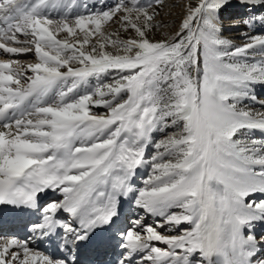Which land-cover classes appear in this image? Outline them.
I'll return each mask as SVG.
<instances>
[{"label":"snow or ice","instance_id":"1","mask_svg":"<svg viewBox=\"0 0 264 264\" xmlns=\"http://www.w3.org/2000/svg\"><path fill=\"white\" fill-rule=\"evenodd\" d=\"M236 2L264 26V0ZM96 3L0 0V53L35 57L0 60V222L29 232L0 233V264H79L114 240L113 264H264V34L222 36L232 0H190L160 40L164 0ZM128 197L156 224L127 220Z\"/></svg>","mask_w":264,"mask_h":264},{"label":"rangeland","instance_id":"2","mask_svg":"<svg viewBox=\"0 0 264 264\" xmlns=\"http://www.w3.org/2000/svg\"><path fill=\"white\" fill-rule=\"evenodd\" d=\"M189 0H164L163 6L160 8V15L156 17L157 22H162L165 27L154 30L150 35L155 40L165 38L166 35H172L178 30L180 23L187 11V2ZM236 0H232L229 7L225 8L221 13V21L223 24L222 36L228 40H231L234 45H243L247 42V35L264 34V26L256 24L253 28H249L244 20L252 15V12L245 9L244 7H238L234 5ZM80 3H87L89 9L95 4V10L99 11L102 4L96 3V0H79ZM103 3L114 4L115 0H103ZM80 12L86 13V9L81 7ZM257 12L259 9L256 10ZM111 30V29H110ZM256 95L264 100V86L257 85L255 87ZM249 106L256 107L259 109V105L249 104ZM97 112H103V109H94ZM173 131L172 129L168 130ZM163 136V133H154L153 139H159ZM154 149L149 147L146 152V157L149 156ZM142 176L140 178V187L143 186L142 181L150 174V169L147 167L139 168Z\"/></svg>","mask_w":264,"mask_h":264},{"label":"bare ground","instance_id":"3","mask_svg":"<svg viewBox=\"0 0 264 264\" xmlns=\"http://www.w3.org/2000/svg\"><path fill=\"white\" fill-rule=\"evenodd\" d=\"M190 0L187 2V5L189 4ZM192 3H195V0H191ZM234 5L241 7L236 1L234 2ZM6 59H16L21 62V64H27V63H34L35 57L32 54H26V55H19V56H12L11 54H2L0 53V60H6ZM142 176V173L140 172V169H137V175L133 178L134 179V186L139 188L140 185V178ZM61 197L59 195L53 196L52 192L49 191L46 194H44V201L47 202L51 199H60ZM131 200V197L125 198L123 203V215L127 220H135L138 215H144L145 219L144 222L146 224H152L155 225L157 220L159 218L153 217L150 215H145L142 210L137 209L133 204L129 203ZM67 213H63L62 215L58 213V217L63 219L64 217H67ZM124 227H128L129 225L124 222ZM159 230V229H158ZM22 231H25V228L22 226H16L11 228H6L3 226H0V233H2L4 236H15L20 239H26L29 237V234L24 235L22 234ZM163 231V230H161ZM257 238L259 239L261 234H264V228L257 227L256 229ZM164 234H175V233H167ZM118 240L112 241L111 245L106 250L101 251H95L93 247H85L86 252L92 257L90 258V261L88 262H81L79 264H113V261L117 259L119 256V253L122 251V249L117 248L116 244L118 243ZM52 243V242H48ZM157 243V246L164 247V245ZM31 247L35 248L37 251L43 252L46 255H52L55 258H62V256L57 253L56 251H53L52 248H46L43 245L35 244L34 242L31 243Z\"/></svg>","mask_w":264,"mask_h":264}]
</instances>
